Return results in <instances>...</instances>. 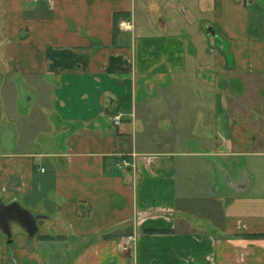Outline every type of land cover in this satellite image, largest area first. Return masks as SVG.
<instances>
[{
  "label": "crops",
  "instance_id": "1",
  "mask_svg": "<svg viewBox=\"0 0 264 264\" xmlns=\"http://www.w3.org/2000/svg\"><path fill=\"white\" fill-rule=\"evenodd\" d=\"M0 128V264H264V0H0Z\"/></svg>",
  "mask_w": 264,
  "mask_h": 264
},
{
  "label": "water",
  "instance_id": "2",
  "mask_svg": "<svg viewBox=\"0 0 264 264\" xmlns=\"http://www.w3.org/2000/svg\"><path fill=\"white\" fill-rule=\"evenodd\" d=\"M208 34L211 36L212 41L217 36L215 30L210 28ZM40 217L35 216L29 211L25 210L18 201L5 204L0 199V232L7 240V244L15 258V245L13 240L12 224H19L30 236L33 238L38 232L37 221Z\"/></svg>",
  "mask_w": 264,
  "mask_h": 264
},
{
  "label": "built area",
  "instance_id": "3",
  "mask_svg": "<svg viewBox=\"0 0 264 264\" xmlns=\"http://www.w3.org/2000/svg\"><path fill=\"white\" fill-rule=\"evenodd\" d=\"M36 2H40L42 0H35ZM51 1V0H46ZM121 27L123 29H130L132 28V22L129 20H125L122 22ZM122 116L120 114H117L113 117V124L116 127H120L122 124ZM117 168L123 169V170H129L133 167V162L128 157H121L118 163L116 164ZM135 243V237L134 236H128L125 239L122 240L121 248L124 251H128L129 248L132 247V245Z\"/></svg>",
  "mask_w": 264,
  "mask_h": 264
},
{
  "label": "rangeland",
  "instance_id": "4",
  "mask_svg": "<svg viewBox=\"0 0 264 264\" xmlns=\"http://www.w3.org/2000/svg\"><path fill=\"white\" fill-rule=\"evenodd\" d=\"M28 101H29V98L27 97V95L25 97H21V99L19 100V104L18 105L20 107L21 113L24 114V115L26 114V112L27 113L29 112V110L31 109L32 106L33 107L31 109V111L34 110L38 106L37 104H33L32 106H29L30 105V102H28ZM3 127H4V125H3ZM5 131H6L5 128H0V134H3ZM13 131L15 132V130H13ZM1 138H3V137H1ZM18 148H20V146H18ZM7 149H8V146L7 145L0 144V153L1 152H6Z\"/></svg>",
  "mask_w": 264,
  "mask_h": 264
},
{
  "label": "trees",
  "instance_id": "5",
  "mask_svg": "<svg viewBox=\"0 0 264 264\" xmlns=\"http://www.w3.org/2000/svg\"><path fill=\"white\" fill-rule=\"evenodd\" d=\"M126 18V17H128L126 14H116L115 15V27L117 26V22H118V20H119V18ZM116 29V28H115ZM116 32H117V30H115V34H116ZM256 237V236H255ZM259 237V236H258ZM258 237H256V238H258ZM261 237H264V236H261Z\"/></svg>",
  "mask_w": 264,
  "mask_h": 264
}]
</instances>
